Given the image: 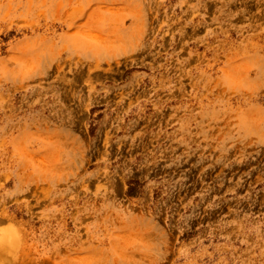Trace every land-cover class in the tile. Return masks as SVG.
I'll return each instance as SVG.
<instances>
[{
	"label": "rangeland",
	"instance_id": "1",
	"mask_svg": "<svg viewBox=\"0 0 264 264\" xmlns=\"http://www.w3.org/2000/svg\"><path fill=\"white\" fill-rule=\"evenodd\" d=\"M0 264H264V0H0Z\"/></svg>",
	"mask_w": 264,
	"mask_h": 264
}]
</instances>
